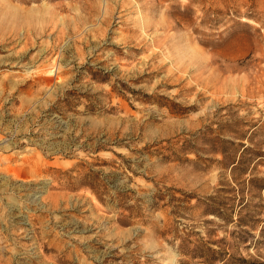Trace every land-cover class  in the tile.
<instances>
[{"label":"rangeland","instance_id":"374dc122","mask_svg":"<svg viewBox=\"0 0 264 264\" xmlns=\"http://www.w3.org/2000/svg\"><path fill=\"white\" fill-rule=\"evenodd\" d=\"M0 264H264V0H0Z\"/></svg>","mask_w":264,"mask_h":264},{"label":"trees","instance_id":"16d2710c","mask_svg":"<svg viewBox=\"0 0 264 264\" xmlns=\"http://www.w3.org/2000/svg\"><path fill=\"white\" fill-rule=\"evenodd\" d=\"M242 148L241 150V156L236 158H230L228 162L223 163V168L228 169L230 168V172L232 175H244L246 174V165L248 164L250 157L246 158L244 157L247 151L251 150L248 145H245L244 143L239 144ZM222 154L223 151H221ZM243 153V154H242ZM256 155V153H255ZM83 166V164H80ZM110 164L108 163H91L90 167L87 168L85 172L77 173L78 184L88 187L96 196L97 200L102 205H108L114 209H123L126 210L128 213H120L121 216H123V219H119V222L121 224L127 223V219L138 213V209L140 208L138 204H129L128 202L131 200V196L129 195L131 191L129 190H122V191H115L114 194L110 193L109 190V182L107 181L108 174H104L101 170H95L92 167L93 166H108ZM77 166V165H76ZM75 166V167H76ZM75 170V168L68 169L65 173H71ZM71 179H74L71 175L69 176ZM71 184H74L73 182ZM129 193V194H128ZM183 195V199H188L191 197L189 193H181ZM164 193L156 192L153 198L157 200H161ZM174 197V196H172ZM141 201L140 199H135V201ZM151 204L156 205L157 202L153 201ZM205 249L209 252L216 253V249H213L211 247L205 246ZM195 255H192L193 257H201L203 255H200L199 253H193Z\"/></svg>","mask_w":264,"mask_h":264}]
</instances>
